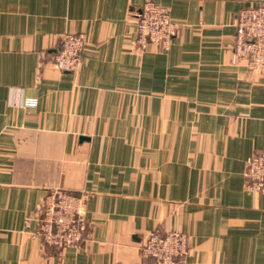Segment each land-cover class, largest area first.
<instances>
[{
  "label": "crops",
  "instance_id": "1",
  "mask_svg": "<svg viewBox=\"0 0 264 264\" xmlns=\"http://www.w3.org/2000/svg\"><path fill=\"white\" fill-rule=\"evenodd\" d=\"M178 33L137 48L144 0H0V264H155L150 232L191 235L177 264H264V69L232 61L238 12L264 0H156ZM85 32L78 72L53 64ZM88 193L79 246L37 235L52 190Z\"/></svg>",
  "mask_w": 264,
  "mask_h": 264
},
{
  "label": "built area",
  "instance_id": "2",
  "mask_svg": "<svg viewBox=\"0 0 264 264\" xmlns=\"http://www.w3.org/2000/svg\"><path fill=\"white\" fill-rule=\"evenodd\" d=\"M169 7L156 0H144L136 25V45L141 51L149 45L169 49L178 33ZM85 32H66L61 49L53 64L62 71L78 72L84 59ZM232 61L243 63L249 71L264 69V2L241 9L235 22ZM247 189L264 191V150L254 152L247 160L245 171ZM88 193L75 194L57 188L50 191L38 204L37 235L47 245L58 248L79 246L89 226L86 217ZM191 235L181 230L150 232L140 246L143 258H153L155 264L185 262L189 254Z\"/></svg>",
  "mask_w": 264,
  "mask_h": 264
}]
</instances>
